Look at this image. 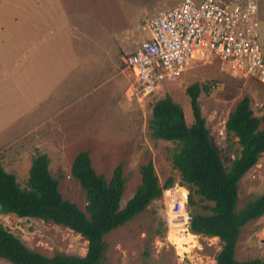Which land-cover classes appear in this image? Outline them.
Instances as JSON below:
<instances>
[{"label": "rangeland", "instance_id": "1", "mask_svg": "<svg viewBox=\"0 0 264 264\" xmlns=\"http://www.w3.org/2000/svg\"><path fill=\"white\" fill-rule=\"evenodd\" d=\"M179 1L74 0L77 11L84 10L88 16V20L84 21L85 25L80 26L78 22V27L74 29H78L77 37L85 32L81 38L86 44V49L106 51L109 55L116 54L121 70L122 56L146 36L139 24L142 18L161 12ZM258 12L259 40L264 47V0H258ZM125 73L130 78L126 69ZM122 75L120 73V81ZM101 79L104 80L103 77ZM195 81L210 85L209 92L200 91L198 100L212 142L224 164L229 165L231 159L239 153L240 145L236 141L237 138L227 132L225 127L227 115L244 94L249 95L254 112L263 114L264 83L248 76H234L220 69L217 61L195 62L176 80L164 84L157 92L142 99H137L131 96L129 91L124 90L120 92V102H123L120 103L119 109L109 106L93 107L92 111H89L91 114L94 111L93 124L77 123V127L82 125L86 129L83 131L84 134H79L80 136L71 140L63 150H58L51 138H35L36 134H33L36 133L35 130H30L31 133L19 136L17 139L0 140V162L5 169L16 175L21 185H25L32 158L37 152L46 151L50 158L51 174L54 176L61 174L60 192L64 197L75 201L82 209L87 202L85 191L70 172L74 155L82 149L89 150L93 167L107 178L111 176L115 165L122 162L123 174L126 178L121 196L122 204L132 195L140 182V165L148 158L152 159L161 182L169 174H174L176 180L171 187L181 185L178 182L179 175L176 169L172 168L170 159L176 143L172 140L152 137L149 133L148 120L151 116V103L165 93H169L182 105L187 123H192L193 115L185 87ZM110 88L111 83H101L99 89L93 91L90 97L94 100L99 95L112 93ZM120 91H122L121 83ZM77 108L80 106L70 108V111ZM95 112L99 113L95 114ZM65 115L64 112L59 118H65ZM43 124H40V129ZM51 134L54 136L53 133ZM261 156L260 160L238 181L237 210H240L247 201L264 192V153ZM183 186L188 191V187L185 184ZM167 193L168 191L163 190L162 195L152 199L143 211L104 235L107 242L103 256L104 264L215 263L213 251L221 247L220 239L193 233L188 229L187 200L183 205L184 210L178 213V218H182L183 221L170 222L167 213L171 204ZM0 223L18 234L29 247L48 255L55 252L83 254L86 250L87 240L81 234L51 220L0 212ZM236 256L239 259L255 256L264 258V213L248 221L241 228L236 245ZM0 264L13 263L0 257Z\"/></svg>", "mask_w": 264, "mask_h": 264}, {"label": "trees", "instance_id": "2", "mask_svg": "<svg viewBox=\"0 0 264 264\" xmlns=\"http://www.w3.org/2000/svg\"><path fill=\"white\" fill-rule=\"evenodd\" d=\"M209 92L210 85L195 81L185 87L193 115L188 124L183 107L165 93L151 103L149 133L154 138L176 144L170 154L171 166L179 175V184L188 187V229L193 233L218 237L221 247L213 251L214 264H263L264 258L239 259L236 245L241 228L264 213V192L247 201L240 210L238 181L260 160L264 151V113L257 114L244 94L229 111L227 132L237 137L240 151L225 165L213 144L202 114L198 96ZM50 158L37 152L32 158L25 185L0 162V212L17 216H35L63 224L86 240L83 254L55 252L51 255L29 247L23 239L0 223V257L13 264H104L107 248L104 235L143 211L163 189L175 182L174 174L160 181L151 158L140 165V182L124 204L121 203L126 178L118 162L107 178L92 165L88 149L73 157L70 172L85 191L84 209L59 190V176L51 174ZM195 195L197 197H195Z\"/></svg>", "mask_w": 264, "mask_h": 264}, {"label": "crops", "instance_id": "3", "mask_svg": "<svg viewBox=\"0 0 264 264\" xmlns=\"http://www.w3.org/2000/svg\"><path fill=\"white\" fill-rule=\"evenodd\" d=\"M85 20L74 0H0V140L35 130V138H51L63 150L84 134L77 123L93 124V107L120 108V92L129 91L131 74L119 69L116 54L111 59L106 51L86 49L85 32L77 37L74 29ZM108 82L112 93L94 102L92 92ZM76 106L78 111H70ZM64 112L65 118H59Z\"/></svg>", "mask_w": 264, "mask_h": 264}, {"label": "built area", "instance_id": "4", "mask_svg": "<svg viewBox=\"0 0 264 264\" xmlns=\"http://www.w3.org/2000/svg\"><path fill=\"white\" fill-rule=\"evenodd\" d=\"M258 18V0H180L143 17L140 28L145 38L122 57L131 74L129 93L139 99L150 96L195 62L217 61L220 69L234 76L264 83ZM179 188L185 189L183 185L163 189L171 204L167 219L174 223L183 221L178 213L188 194Z\"/></svg>", "mask_w": 264, "mask_h": 264}]
</instances>
